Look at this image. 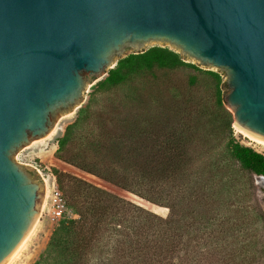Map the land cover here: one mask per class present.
Returning a JSON list of instances; mask_svg holds the SVG:
<instances>
[{
	"label": "water",
	"instance_id": "water-1",
	"mask_svg": "<svg viewBox=\"0 0 264 264\" xmlns=\"http://www.w3.org/2000/svg\"><path fill=\"white\" fill-rule=\"evenodd\" d=\"M144 46L224 73L234 125L264 140V0H0V264L45 193L36 171L14 162L19 150L78 110L109 63Z\"/></svg>",
	"mask_w": 264,
	"mask_h": 264
},
{
	"label": "trees",
	"instance_id": "trees-1",
	"mask_svg": "<svg viewBox=\"0 0 264 264\" xmlns=\"http://www.w3.org/2000/svg\"><path fill=\"white\" fill-rule=\"evenodd\" d=\"M181 66L195 68L166 48L152 47L120 60L96 86H124L139 69ZM208 75L217 84L220 82L218 74L208 72ZM153 99L159 109L174 110L170 125L157 126L148 115L141 118L139 114L124 112V103L122 113L115 105L91 112L88 102L79 108L75 121L66 126L56 154L58 159L82 172L167 208L168 215L162 218L83 180L54 171L65 205L74 208L78 217L60 220L52 231L46 257L61 261L56 264H171L172 256L180 251L179 239L192 226L188 223L191 216L198 222L207 221L205 213L218 202L233 203L239 199L241 191L235 188V179L204 174V164L211 163L204 159L205 155L211 156L223 140H227L225 146L231 159L249 177H264V155L236 142L229 120L219 124L217 133L210 135L202 129L205 122L199 126L203 110L197 106L177 110L176 103L166 105L161 99ZM216 100L220 107L219 91ZM130 101L128 98L127 102ZM134 101L148 104L147 99L137 98V93ZM166 118L164 113L163 119ZM224 131L229 133L228 138L221 136ZM194 136L202 140V145L192 142ZM211 137L216 144H209ZM197 148L203 154H196ZM215 168L213 162L212 170ZM225 186L232 192L225 191ZM261 217L264 218L262 214ZM103 253L108 255L106 262Z\"/></svg>",
	"mask_w": 264,
	"mask_h": 264
},
{
	"label": "rangeland",
	"instance_id": "rangeland-1",
	"mask_svg": "<svg viewBox=\"0 0 264 264\" xmlns=\"http://www.w3.org/2000/svg\"><path fill=\"white\" fill-rule=\"evenodd\" d=\"M152 47L166 48L178 54L185 64H189L196 69L186 66L175 69L154 68L151 71L139 69L130 75L129 83L124 86L97 88L96 84L104 81L107 72L115 69L120 60L130 54L146 51ZM208 72L218 74L220 82L217 84L208 75ZM224 85V73L199 65L173 47L144 46L125 52L108 64L105 74L101 73L88 81L82 96L81 107L89 102V110L93 112L104 106L115 105L122 113V103H124V112L139 114L141 118L148 115L152 119L151 122L159 126L171 124V116L174 110L169 109L165 112L161 108L159 109L154 102V97L161 99L166 105L176 103L177 110L179 108L183 110L187 105L197 106L199 110H203L201 111L202 116L199 126L202 125V122H205V127H202V129L206 133L209 132L210 135L217 133V126L225 124L229 120L233 139L243 146L250 147L264 155L262 147L249 141L236 131L234 112L229 110ZM217 91L220 92L222 100L220 107L216 103ZM136 93L137 98L139 96L148 100L146 106L134 101ZM128 98H131L130 102H127ZM188 101L189 103H187ZM78 110L67 112L61 117L54 124L52 128L54 131L51 134L32 140L19 150L14 162L20 166L34 169L40 181L46 182L47 188H57L53 172H61L165 218L168 215L167 208L150 204L130 192L82 172L57 158L58 140L63 136L66 126L75 121ZM158 113L161 116H157ZM164 113L168 118L163 119ZM141 124L144 125L142 122ZM221 136L228 138L229 133L221 132ZM213 138H210L211 142L209 144H216L217 141ZM226 141L223 140L221 145H218L217 149L212 151L211 156L205 155L204 159L211 161V163L204 164V174L235 179L237 182L235 188L241 191L239 199L233 203L231 202L232 204L228 201L218 202L215 208L205 213L207 221L198 222L193 219L194 216H191L188 223H192V226H188L187 233L179 239L181 240L178 243L180 251L172 256L170 259L171 264H264V218L261 217V214L264 216V179H259L258 176L249 177L239 164L231 159L225 146ZM192 142H197L198 146L202 145V140L196 136L192 138ZM198 148L196 154H203V151ZM203 148V150H206V145L203 144ZM213 162L216 164V168L212 170ZM250 184L253 185L252 188ZM225 191L232 192L226 186ZM74 210V208L65 205L64 212L59 217H54L47 199L39 223L30 240L11 264H35L36 262L56 264V262H61L56 257H46L47 246L52 231L60 220L78 218ZM227 217L231 219L228 220ZM102 255L104 262H106L108 255L104 253ZM95 261L92 260L93 263ZM98 261L100 262V259Z\"/></svg>",
	"mask_w": 264,
	"mask_h": 264
},
{
	"label": "bare ground",
	"instance_id": "bare-ground-1",
	"mask_svg": "<svg viewBox=\"0 0 264 264\" xmlns=\"http://www.w3.org/2000/svg\"><path fill=\"white\" fill-rule=\"evenodd\" d=\"M54 127V126H53ZM52 127V128H53ZM235 129L237 132H239L240 134H242L244 137H246L249 141L259 145L260 147H262L264 149V140L263 139H259V138H255V137H251L249 136L247 133H245L241 128H239L237 125H235ZM54 130L51 129L49 131V133L51 134ZM48 133V134H49ZM48 134L46 136H48ZM264 179V178H263ZM45 184V195L42 197V202H41V206H40V210H39V214H38V218H37V222L34 225V227L32 228V230L30 231V233L28 234V236L26 237V239L24 240V242L21 244V246L19 247V249L17 250V252L15 253V255L13 256V258L7 263V264H11L12 262H14L15 259H17V257L19 256L20 252L22 251V249L26 246L27 242L30 240L37 224L39 223V219L40 216L46 206V200L48 199V195H49V187L47 188L46 182L44 181Z\"/></svg>",
	"mask_w": 264,
	"mask_h": 264
},
{
	"label": "built area",
	"instance_id": "built-area-1",
	"mask_svg": "<svg viewBox=\"0 0 264 264\" xmlns=\"http://www.w3.org/2000/svg\"><path fill=\"white\" fill-rule=\"evenodd\" d=\"M48 201L51 206L52 215L59 217L65 210V202L61 192L55 187L49 188Z\"/></svg>",
	"mask_w": 264,
	"mask_h": 264
}]
</instances>
